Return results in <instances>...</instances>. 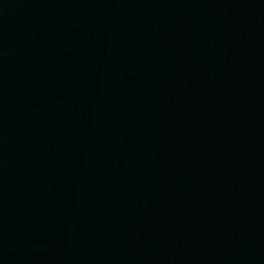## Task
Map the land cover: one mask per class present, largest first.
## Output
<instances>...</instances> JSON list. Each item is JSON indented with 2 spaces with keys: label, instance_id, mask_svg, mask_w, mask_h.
<instances>
[{
  "label": "water",
  "instance_id": "water-1",
  "mask_svg": "<svg viewBox=\"0 0 264 264\" xmlns=\"http://www.w3.org/2000/svg\"><path fill=\"white\" fill-rule=\"evenodd\" d=\"M0 264H264V0H0Z\"/></svg>",
  "mask_w": 264,
  "mask_h": 264
}]
</instances>
